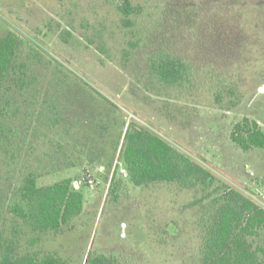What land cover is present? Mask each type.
I'll use <instances>...</instances> for the list:
<instances>
[{"label": "rangeland", "instance_id": "obj_1", "mask_svg": "<svg viewBox=\"0 0 264 264\" xmlns=\"http://www.w3.org/2000/svg\"><path fill=\"white\" fill-rule=\"evenodd\" d=\"M119 2L0 0V35H19L17 61L28 60L40 82L37 99L34 89L0 93L21 147L0 184L7 190L25 168L41 173L40 185L80 181L85 195L81 215L18 249L71 264L94 252L125 264H199L211 198L194 203L195 189L176 182L134 185L123 136L138 119L264 205V148L244 150L231 139L245 116L264 130V0H131L127 16ZM159 51L190 63L187 87L151 72ZM249 240L264 244V231Z\"/></svg>", "mask_w": 264, "mask_h": 264}, {"label": "trees", "instance_id": "obj_2", "mask_svg": "<svg viewBox=\"0 0 264 264\" xmlns=\"http://www.w3.org/2000/svg\"><path fill=\"white\" fill-rule=\"evenodd\" d=\"M118 1L117 8L123 15L135 11L131 0ZM124 21L130 24L129 20ZM20 44L21 39L13 30L0 35V93L7 94L13 87L21 91L34 89L37 99L39 76L30 71L28 60L17 61ZM101 49L105 51L106 48L101 46ZM149 65L159 82L166 86L187 87L191 81L190 63L167 51L150 56ZM7 111L5 106H0V181L3 173L19 164L21 154L17 140L20 128ZM231 139L244 150L264 148V130L256 119L247 116L233 124ZM121 157L129 180L136 186L176 182L182 188L195 189L194 203L211 198L210 214L201 220L199 264L263 263L264 244L254 246L249 237L264 231V205L230 186L219 177L217 169L196 160L135 118L127 124ZM24 169L7 190L0 184V264H71L57 253L37 255L19 250L18 246L25 240L33 246L40 242V235L61 231L64 225L83 213L85 195L75 188L70 177L40 185L41 173ZM115 185L114 180L110 193L117 201ZM7 220L12 222L9 229ZM28 233L38 236L31 237ZM83 264L125 263L115 254L94 252L88 254Z\"/></svg>", "mask_w": 264, "mask_h": 264}, {"label": "built area", "instance_id": "obj_3", "mask_svg": "<svg viewBox=\"0 0 264 264\" xmlns=\"http://www.w3.org/2000/svg\"><path fill=\"white\" fill-rule=\"evenodd\" d=\"M73 184H74L75 188H77V189H79L81 187L80 181L76 180L73 182Z\"/></svg>", "mask_w": 264, "mask_h": 264}]
</instances>
